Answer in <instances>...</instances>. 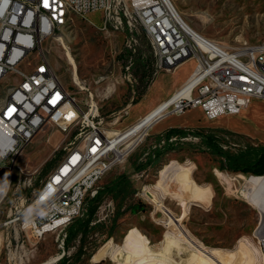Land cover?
<instances>
[{"label":"rangeland","instance_id":"obj_1","mask_svg":"<svg viewBox=\"0 0 264 264\" xmlns=\"http://www.w3.org/2000/svg\"><path fill=\"white\" fill-rule=\"evenodd\" d=\"M171 1L188 24L219 45L232 48L245 42L264 43V0ZM71 17L73 23L68 19L64 29L44 44L46 56L85 111L97 105L98 119L107 130L127 129L133 125L129 118L134 106L153 82L163 74L174 75V71H156L143 31L131 60L125 35L105 30L102 13L87 17L97 27L85 18ZM68 53L76 61L77 72ZM74 73L83 90L75 85ZM12 80L17 82L16 77ZM8 95L5 80L0 83V111ZM242 119L264 128V104L255 106ZM151 128L142 135L145 139L133 156L103 178L101 189L111 179L126 177L125 192L103 195L83 254L71 258L69 264H262L253 238L259 208L244 193L246 180L252 175L223 171L221 157L212 150L237 155V145L246 146L245 140L219 135L209 144L184 138L187 140L175 145L176 159L144 167L150 155L146 153L155 143ZM73 142L79 144L60 129L48 127L18 159L24 173L17 170L10 180L8 170L0 171V264H58L64 254L73 257L78 252V239L62 248L65 233L59 229L38 237L32 228L25 230L24 221L14 222L17 215L27 216L25 212L43 183L65 157L66 145ZM11 165L7 162L5 167ZM136 167L139 170L135 171Z\"/></svg>","mask_w":264,"mask_h":264},{"label":"built area","instance_id":"obj_2","mask_svg":"<svg viewBox=\"0 0 264 264\" xmlns=\"http://www.w3.org/2000/svg\"><path fill=\"white\" fill-rule=\"evenodd\" d=\"M48 4L45 7L44 0H0V83L6 80L9 88L0 115V171L8 170L10 180L17 170L24 173L18 159L48 127L79 141L66 145L65 157L43 183L27 216L17 215L14 221H24V227L27 219L32 220L38 237L44 235L38 230L46 225L66 233L87 212V200L98 196L103 178L126 163L146 136L129 132L131 126L107 130L98 119L97 105L85 111L60 80L44 44L64 29V19L73 23L68 4L78 5L86 21L88 15L102 13L105 30L125 35L131 60L143 31L157 72H171L188 59L196 61L193 75L178 91L189 89V95L169 105L158 120L195 107L207 119L216 120L240 115L254 100H264V43L245 42L231 48L202 35L195 37L169 0H48ZM130 69L131 64L126 70ZM176 141L177 137L165 138L160 146ZM7 162L12 165L5 167ZM253 238L264 264V212L260 210Z\"/></svg>","mask_w":264,"mask_h":264},{"label":"crops","instance_id":"obj_3","mask_svg":"<svg viewBox=\"0 0 264 264\" xmlns=\"http://www.w3.org/2000/svg\"><path fill=\"white\" fill-rule=\"evenodd\" d=\"M188 64H192V66L189 69L185 70V67ZM195 69H196V61L191 59L189 62L187 61L184 62L177 69L178 71L176 70L174 72V75L163 74L162 76H160V78L154 81L147 94L142 98V100L137 105L134 106V111L131 114V117L129 118L133 122V125L141 121L144 117L146 118L149 114H151L164 102L168 101L173 95H175L182 87H184V85L193 75ZM258 104H264V100L262 99L254 100L252 104L247 109H245L240 115L223 116L216 120L207 119L204 111L200 107L191 108L186 112H184L183 114H171L161 118L150 129V134H151L150 136H152V138H155V143L153 144L152 149L146 153V154L150 153V155L144 167H147L149 165L156 167L158 163L164 164L167 161V158L176 159L177 157H175V155L177 152L175 145L178 144V142L181 141V139L184 138L190 139L192 137L198 140H205L206 142L208 137H210L211 139H215L218 138L219 135L225 136L226 139H228V136L240 137L241 139L245 140L246 146L243 147L241 145H237L240 148L237 155H229L225 152L224 153L229 156H241L246 158L247 156H249V152H250L248 150L249 147L252 146L264 147V139H262L259 135L253 134L254 132L264 130V128H258L255 124L251 122H246L242 119L243 116L250 115L251 112L253 111V108ZM171 130H182L189 133L190 132L198 133L199 136L196 137L195 136L196 134L194 135L189 134L186 136L169 135L170 137L172 136L177 137L178 138V141H176L177 143L168 142L165 146H160L161 141L163 139L170 138L169 136L167 137V135ZM155 152L160 153L159 158L156 160L153 158ZM133 154L128 158V160L133 156ZM146 154H144V156ZM221 159L222 162L220 165L223 171H226L227 173H231V174H237L226 170L224 165L225 158L221 157ZM139 160L141 161L143 160V158L140 157ZM134 170L135 171L139 170V168L136 167V169ZM115 181L116 178L111 179L109 184L106 185L105 187L111 185ZM126 181L127 180L125 179V182ZM125 182L120 184V189L117 192L116 196H118L120 193L122 195V193L125 192L123 191L125 190L127 185ZM147 188L149 187L146 186L145 191H147ZM0 257H1V249H0Z\"/></svg>","mask_w":264,"mask_h":264},{"label":"trees","instance_id":"obj_4","mask_svg":"<svg viewBox=\"0 0 264 264\" xmlns=\"http://www.w3.org/2000/svg\"><path fill=\"white\" fill-rule=\"evenodd\" d=\"M142 67L145 68L143 63H141ZM194 135L199 136L198 133L193 132H185L182 130H171L167 137L170 135ZM169 136V137H170ZM207 142L212 144V139L210 137L207 138ZM216 154L225 158V169L237 174L243 175H253V176H264V147H249L248 150L249 156L241 157V156H229L222 152L221 150L212 149ZM160 153L155 152L154 159H158ZM125 178L121 177L113 182L111 185L100 190L98 196L94 199H89L86 202V210L82 217L77 218L67 229H66V237L64 239L65 247L68 248L70 244L79 240L81 242V246L74 254L73 257H69L67 254H64L58 261V264H69L71 258H79L83 254L84 242L86 240L87 235L92 229V223L96 220V211H97V203L101 200L105 193L117 194L120 189V184L125 182ZM80 238V239H79Z\"/></svg>","mask_w":264,"mask_h":264},{"label":"bare ground","instance_id":"obj_5","mask_svg":"<svg viewBox=\"0 0 264 264\" xmlns=\"http://www.w3.org/2000/svg\"><path fill=\"white\" fill-rule=\"evenodd\" d=\"M169 2L172 5V8L174 9V11L177 13V15L180 17V19L184 23V25L190 31V33H192L195 37L200 36L201 34H199L190 24H188L183 19V17L179 14V12L175 8V6L172 3V1L169 0ZM68 13H69V15H76V16L85 18V12L82 11L81 8L78 5H75V4H68ZM67 22H68V19H64V26L66 25ZM58 39L59 40H62L61 37L58 38ZM68 58L71 61V63L74 65V68H75V71H76V69H77V65L75 63L76 61H74V59H73V57L71 56L70 53H68ZM188 60H191V59H188ZM181 65H179L173 71L175 72ZM74 74H75V80L74 79L73 80L75 82V85L76 86H79V88L83 90L84 87L81 86V83L82 82H80V79L78 77V74L77 73H74ZM189 92H190L189 89L185 90L182 93L177 92L168 101L164 102L161 106H159L156 110H154L151 114H149L141 122L137 123L135 126L133 125L134 127L131 126V128L129 129V132H131L132 134L140 133L141 134V137H142V135L149 128H151L156 123V121L160 117H162V115H164L163 112L165 111V109L169 105H171L172 103H175L182 96H188L189 95ZM4 110H5V107L0 111V115H2V113H3ZM253 134L254 135H259L262 139H264V130H260L258 132H254ZM244 190H245L244 193L247 194L249 201L254 206H256L257 208H259L260 211L264 212V176H253V175L252 176H249L247 178V180H246V183H245V186H244ZM24 227H25V230H28V229L32 228L37 233L36 225L34 224V222L32 220L27 221L25 223V226ZM48 231H53V227L51 225H46L43 228H40L38 230V232H41L43 234H45ZM28 237H29V241H30L31 240V237L29 235H28ZM262 261H263V258L261 257V263H262ZM48 263H51V262H47V263H44V264H48Z\"/></svg>","mask_w":264,"mask_h":264},{"label":"snow or ice","instance_id":"obj_6","mask_svg":"<svg viewBox=\"0 0 264 264\" xmlns=\"http://www.w3.org/2000/svg\"><path fill=\"white\" fill-rule=\"evenodd\" d=\"M44 6H45V7H48V6H49V4H48V0H44Z\"/></svg>","mask_w":264,"mask_h":264}]
</instances>
